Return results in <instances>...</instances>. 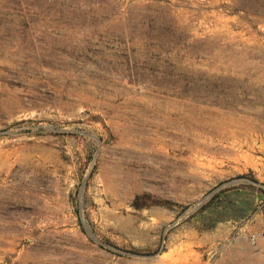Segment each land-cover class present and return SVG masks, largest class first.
Here are the masks:
<instances>
[{"label": "rangeland", "instance_id": "374dc122", "mask_svg": "<svg viewBox=\"0 0 264 264\" xmlns=\"http://www.w3.org/2000/svg\"><path fill=\"white\" fill-rule=\"evenodd\" d=\"M263 226L264 0H0V264H264Z\"/></svg>", "mask_w": 264, "mask_h": 264}, {"label": "trees", "instance_id": "16d2710c", "mask_svg": "<svg viewBox=\"0 0 264 264\" xmlns=\"http://www.w3.org/2000/svg\"><path fill=\"white\" fill-rule=\"evenodd\" d=\"M213 197H214V195L211 197V199H213ZM140 202H139V199H135L134 200V206L135 207H138V206H140V205H142V204H139ZM142 203V202H141ZM143 203H145V204H143V205H150V204H147V202H143ZM154 203V202H153ZM152 203V204H153ZM155 203H157V202H155ZM245 213H240V214H237V215H234V217L236 218V217H242L243 215H244Z\"/></svg>", "mask_w": 264, "mask_h": 264}, {"label": "built area", "instance_id": "2783aa9c", "mask_svg": "<svg viewBox=\"0 0 264 264\" xmlns=\"http://www.w3.org/2000/svg\"><path fill=\"white\" fill-rule=\"evenodd\" d=\"M261 235L264 236V226H263L262 229H261ZM251 240H252V242H255V240H256L255 235H252V236H251Z\"/></svg>", "mask_w": 264, "mask_h": 264}, {"label": "bare ground", "instance_id": "6f19581e", "mask_svg": "<svg viewBox=\"0 0 264 264\" xmlns=\"http://www.w3.org/2000/svg\"><path fill=\"white\" fill-rule=\"evenodd\" d=\"M196 90H197V89H196ZM204 91H205V90H204ZM212 91H214V90H212ZM202 92H203V91H202ZM207 92H208V91H207ZM203 93H204V92H203ZM210 95H211V94H210ZM214 96H215V95H214ZM214 96H213V97H214ZM211 97H212V96H211ZM215 97H216V96H215ZM213 99H214V98H213ZM215 99H216V98H215ZM217 99H218V98H217ZM217 99H216V100H217ZM214 102H215V101H214ZM211 103H212V102H211ZM216 103H220V101H219V102L216 101Z\"/></svg>", "mask_w": 264, "mask_h": 264}]
</instances>
